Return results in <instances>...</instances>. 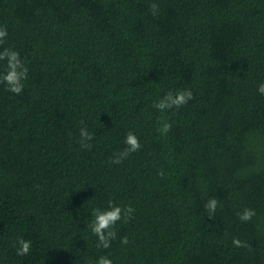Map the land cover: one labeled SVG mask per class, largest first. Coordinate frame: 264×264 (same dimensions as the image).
I'll return each mask as SVG.
<instances>
[{
  "label": "trees",
  "instance_id": "trees-1",
  "mask_svg": "<svg viewBox=\"0 0 264 264\" xmlns=\"http://www.w3.org/2000/svg\"><path fill=\"white\" fill-rule=\"evenodd\" d=\"M0 25L29 67L22 94L0 85V264H264V0H0ZM129 131L141 150L110 163ZM109 200L134 218L98 249Z\"/></svg>",
  "mask_w": 264,
  "mask_h": 264
},
{
  "label": "clouds",
  "instance_id": "clouds-1",
  "mask_svg": "<svg viewBox=\"0 0 264 264\" xmlns=\"http://www.w3.org/2000/svg\"><path fill=\"white\" fill-rule=\"evenodd\" d=\"M159 10V6L155 3L151 5V11L153 15H156ZM8 37V29L6 25H0V85H4L8 92L16 95L22 94L25 88V82L29 76L28 62L21 57L19 51L14 48L5 47ZM258 91L261 95H264V83L258 86ZM194 99V95L191 89H180L175 92L169 91L162 98L154 102L153 107L161 113L171 110H178L179 108L186 106L190 101ZM159 127L158 133L161 135H167L172 130V122L161 117L158 120ZM95 139V135L90 133L87 127L80 129V143L83 148H91V141ZM126 147L116 153L114 157L110 159L112 164H121L132 153H136L141 150L142 144L139 137L132 131L126 134L125 141ZM161 177L164 176V172H159ZM219 199L215 196L211 197L205 204V210L208 212L209 217L215 214L219 205ZM135 208L131 205L120 206L114 201L109 200L106 208L96 207L92 211V220L88 224L91 233L97 237L96 247L98 249H109L112 242L117 240L118 232L116 226L119 222L128 223L134 218ZM238 218L242 222H248L256 215V212L252 208H245L242 212L238 213ZM122 245H128L130 243L127 235L120 238ZM233 244L236 247L246 246L239 239L233 240ZM16 248L17 256L24 257L28 255L32 250V241L26 240L23 237H18L14 245ZM96 264H114L113 260L107 255H102L96 261Z\"/></svg>",
  "mask_w": 264,
  "mask_h": 264
}]
</instances>
